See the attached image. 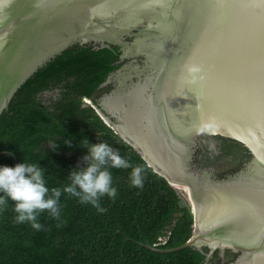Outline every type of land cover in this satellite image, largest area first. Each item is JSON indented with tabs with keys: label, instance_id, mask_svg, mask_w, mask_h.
Wrapping results in <instances>:
<instances>
[{
	"label": "water",
	"instance_id": "water-1",
	"mask_svg": "<svg viewBox=\"0 0 264 264\" xmlns=\"http://www.w3.org/2000/svg\"><path fill=\"white\" fill-rule=\"evenodd\" d=\"M74 46L121 49L103 83L120 81L105 98L117 123L97 111L190 200L192 237L167 250L146 246L264 264V0H6L0 117L31 76ZM199 136L231 142L244 165L219 179L236 154L216 146L201 160L216 180L201 181L188 172Z\"/></svg>",
	"mask_w": 264,
	"mask_h": 264
},
{
	"label": "trees",
	"instance_id": "trees-1",
	"mask_svg": "<svg viewBox=\"0 0 264 264\" xmlns=\"http://www.w3.org/2000/svg\"><path fill=\"white\" fill-rule=\"evenodd\" d=\"M120 55L118 46H74L31 76L0 117V167L37 163L46 186L61 187L72 170L86 166L87 143H106L143 169V186L131 185L132 168H109L117 196L100 199L105 212L62 193L60 220L41 212L39 231L15 222L9 199L0 207V264H205L207 254L194 248L146 246L185 244L193 234L192 207L186 192L155 173L97 111ZM225 144L233 146L236 163L229 156L230 174L221 177L233 174L244 156Z\"/></svg>",
	"mask_w": 264,
	"mask_h": 264
},
{
	"label": "clouds",
	"instance_id": "clouds-1",
	"mask_svg": "<svg viewBox=\"0 0 264 264\" xmlns=\"http://www.w3.org/2000/svg\"><path fill=\"white\" fill-rule=\"evenodd\" d=\"M5 2L0 0V4ZM87 149L88 155L83 157L86 166L72 170L68 176L69 183L61 187H47L44 170L37 163L24 161L15 167H0V192L5 194L0 196V207H6L9 199L14 201L15 222H27L39 231L43 228L38 222L41 212L47 211L53 219L60 220L62 193L77 197L82 205L91 204L98 212H105L106 209L100 206V199L107 196L114 200L117 196L109 168H132L129 177L131 185L137 188L143 186V169L133 167L118 149L106 143H87Z\"/></svg>",
	"mask_w": 264,
	"mask_h": 264
},
{
	"label": "flooded vegetation",
	"instance_id": "flooded-vegetation-1",
	"mask_svg": "<svg viewBox=\"0 0 264 264\" xmlns=\"http://www.w3.org/2000/svg\"><path fill=\"white\" fill-rule=\"evenodd\" d=\"M126 62H127V59L124 61V63H126ZM128 81L131 82V80H128ZM110 85L111 86L108 87V91L100 96L99 103H100V106L102 107V110L105 111L104 113L107 114L108 117L107 116L106 117L111 122L117 123L116 116L112 115V113H110L107 110L106 104H105V102H106L105 98L107 97V95L112 93L114 90L119 89L120 81H119V79H118V77L116 75L113 77V80H112ZM225 142H227V144L231 143V142H229L227 140H223V139H220V138H217V137H208V136H201L200 137L199 136L198 137V141H196V144L192 145L190 147V150H189V152L191 154V161H190V165L191 166L189 167L188 172L199 175L201 181H204L207 178L211 179L213 181L216 180V178H214V179L211 178V171H210L211 170V166H208V168H206V166L202 165L203 162L201 163V160L203 159L202 157L206 156V153L208 152V150H210L211 152H214L217 149L216 146H218V147H222V146L226 147L225 146L226 145ZM221 149L222 148H220V152H221ZM211 155H213V153ZM212 158H213V156H212ZM233 160L235 162L234 158H233ZM244 160L245 159H243V158L240 159V162H239L240 166H238L236 171L244 165ZM235 163H234V165H235ZM230 164H231V160L228 159L227 165H230ZM234 165H233V167H234ZM222 169H223L222 171L220 170V175H225L226 173L230 174L228 172V171H230V167L229 166H227L225 168H222ZM222 178H225V176L224 177H220L219 179H222ZM237 256H238V254L231 253V252H225L224 254H222L220 251H216L210 258H208V257L206 258L205 264L206 263H208V264L209 263H216V262H217V264H225L227 262H229V264H231L233 261H235ZM228 257L231 258V259H229L227 261Z\"/></svg>",
	"mask_w": 264,
	"mask_h": 264
},
{
	"label": "bare ground",
	"instance_id": "bare-ground-1",
	"mask_svg": "<svg viewBox=\"0 0 264 264\" xmlns=\"http://www.w3.org/2000/svg\"><path fill=\"white\" fill-rule=\"evenodd\" d=\"M197 226H199L200 227V225H199V219H198V214H197Z\"/></svg>",
	"mask_w": 264,
	"mask_h": 264
},
{
	"label": "rangeland",
	"instance_id": "rangeland-1",
	"mask_svg": "<svg viewBox=\"0 0 264 264\" xmlns=\"http://www.w3.org/2000/svg\"><path fill=\"white\" fill-rule=\"evenodd\" d=\"M206 264H208V263H206ZM209 264H217V262L216 263H209Z\"/></svg>",
	"mask_w": 264,
	"mask_h": 264
}]
</instances>
